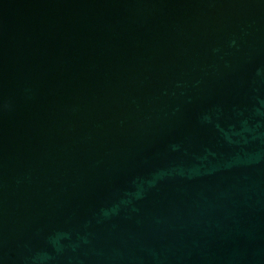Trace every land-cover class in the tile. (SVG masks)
<instances>
[{"label":"water","instance_id":"1","mask_svg":"<svg viewBox=\"0 0 264 264\" xmlns=\"http://www.w3.org/2000/svg\"><path fill=\"white\" fill-rule=\"evenodd\" d=\"M0 264H264V0H0Z\"/></svg>","mask_w":264,"mask_h":264}]
</instances>
